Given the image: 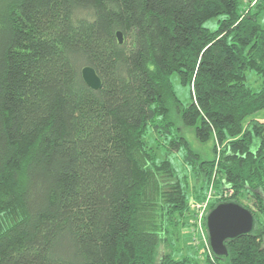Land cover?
I'll return each mask as SVG.
<instances>
[{"label":"trees","instance_id":"16d2710c","mask_svg":"<svg viewBox=\"0 0 264 264\" xmlns=\"http://www.w3.org/2000/svg\"><path fill=\"white\" fill-rule=\"evenodd\" d=\"M243 3L0 0V264H202L192 247L159 250L211 183L210 210L240 203L255 226L205 264H264V0ZM149 134L173 151L157 156Z\"/></svg>","mask_w":264,"mask_h":264},{"label":"rangeland","instance_id":"374dc122","mask_svg":"<svg viewBox=\"0 0 264 264\" xmlns=\"http://www.w3.org/2000/svg\"><path fill=\"white\" fill-rule=\"evenodd\" d=\"M257 1L259 3L260 0H244L243 5L245 8H247V11H249L250 7H255L257 5ZM247 4L248 5L250 4V6H248ZM253 11H254V13L257 12V10H253ZM260 21L264 25V12H262L260 14ZM204 25L211 30H215L218 26V18L210 19ZM249 83L252 87L257 88L259 86L260 79L255 74H250ZM174 88H175L176 94L179 96V98L182 100V102L184 104H188L191 100L190 88L187 86H183L179 82L177 77H175V79H174ZM256 119L259 122L264 124V112L261 113L260 116H258ZM178 124H180L181 132L183 133V135L185 137H187V139L190 142V145L193 148H195L199 153H202L205 158L211 157V150L207 146L202 145L197 141L196 136H195V129L187 128V127L183 126V124H181V123H178ZM147 140L149 141V146L153 147L152 149L156 150L157 156H159L161 158L166 157V154H168V152L173 151V150H170L168 148L161 151L160 147L162 145H164V141L162 138H160V140H158L157 134H149ZM176 164L184 172H187L189 174V185H190L189 186V192L191 193L190 194L191 197H193V195L195 194V191L200 190L199 179L196 178V175H194V172H192L191 169H188V167L183 164L182 158L178 157L176 159ZM204 191H205V193H204V196L202 199L195 200V202L191 201L192 198L190 199V209H191V211H193V213L190 216L191 224L185 225L183 227V229L180 233L179 240L176 242H174L172 240L170 242L171 246L169 244V241L162 243V245L160 246V250H159V254H160L159 257L160 258L164 254L169 253L172 250V248L173 249H178V248L181 249L182 248V252L187 253L189 248L192 247V248H194V250L198 254H200V257L202 259L201 260L202 264H205V259L207 258V253H208V252H206V251H208L207 246H206L207 242H205L204 239H202L201 237H200V239H197L196 228L194 227V225L192 223H196V212L201 207H203L204 221H205V219H207L208 213L211 211L210 207H211L212 203L216 199H219L221 196L219 194H217L216 188L213 185V183H211L210 187H208ZM194 203H197V204H194ZM243 203L246 205L250 204V206H253L251 201H249L248 199L243 200ZM193 204L198 205V206H194ZM201 229L203 230V232L206 236V239H207L208 236H207L206 227H202ZM196 241H198L199 244H196ZM174 243H176V244L174 246H172ZM221 264H224V262L222 261Z\"/></svg>","mask_w":264,"mask_h":264},{"label":"water","instance_id":"95a60500","mask_svg":"<svg viewBox=\"0 0 264 264\" xmlns=\"http://www.w3.org/2000/svg\"><path fill=\"white\" fill-rule=\"evenodd\" d=\"M120 44H123V33H117ZM86 84L94 90L102 88V81L94 68L86 66L82 70ZM255 218L253 213L237 202H221L207 215L206 231L208 246L213 256H228L227 241L238 239L253 232Z\"/></svg>","mask_w":264,"mask_h":264},{"label":"built area","instance_id":"2783aa9c","mask_svg":"<svg viewBox=\"0 0 264 264\" xmlns=\"http://www.w3.org/2000/svg\"><path fill=\"white\" fill-rule=\"evenodd\" d=\"M194 204H197V203H194ZM194 206H198V205H194ZM194 227L196 228V236L198 234H200L201 238L204 239L205 242H207V244H206L207 250H208V252H210V249H209V246H208V238L206 239V236H205L203 230L201 229L202 227H205L203 207H201L200 209H198V211L196 213V223H194ZM197 239H198V236H197ZM198 243L199 242L196 241V244H198Z\"/></svg>","mask_w":264,"mask_h":264}]
</instances>
